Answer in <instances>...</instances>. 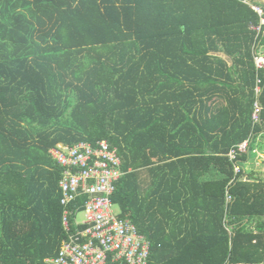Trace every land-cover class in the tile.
Returning <instances> with one entry per match:
<instances>
[{
	"label": "trees",
	"instance_id": "obj_1",
	"mask_svg": "<svg viewBox=\"0 0 264 264\" xmlns=\"http://www.w3.org/2000/svg\"><path fill=\"white\" fill-rule=\"evenodd\" d=\"M259 22L242 0H0V264L57 255L67 233L49 149L101 140L117 148L111 200L149 241L148 264L262 262L264 180L227 157L264 135Z\"/></svg>",
	"mask_w": 264,
	"mask_h": 264
},
{
	"label": "built area",
	"instance_id": "obj_2",
	"mask_svg": "<svg viewBox=\"0 0 264 264\" xmlns=\"http://www.w3.org/2000/svg\"><path fill=\"white\" fill-rule=\"evenodd\" d=\"M242 1L260 16L259 24L251 25L253 30L260 32L264 26V0ZM253 59L256 70L264 68L262 45L254 49ZM255 82L252 122L257 124L262 109L258 100L261 79L256 76ZM249 145L250 138L228 150L227 157L234 173L242 170L244 162H240V157L249 152ZM49 154L62 168L58 185L62 193L60 202L64 206L62 226L67 238L61 242L57 255L46 258L44 264H148L149 241L129 218L118 216L111 200L116 182L124 174L117 148L107 140H101L95 146L78 142L72 146L57 144L49 149ZM80 192L87 194L80 211L82 221L76 218L79 211L68 207ZM231 199L226 191V206ZM72 225L76 227L74 230ZM225 225L231 233V227Z\"/></svg>",
	"mask_w": 264,
	"mask_h": 264
},
{
	"label": "crops",
	"instance_id": "obj_3",
	"mask_svg": "<svg viewBox=\"0 0 264 264\" xmlns=\"http://www.w3.org/2000/svg\"><path fill=\"white\" fill-rule=\"evenodd\" d=\"M262 141L264 145V135H259L257 137V143H260ZM259 148L258 146L252 149L251 151L248 152L247 160L243 164V168L245 169V178L246 177H252L254 179H262L264 180V173L260 175H256L253 173V170L251 169V166L253 165L254 162H262L264 163V148L263 149H257ZM251 224V226H253ZM257 264H264V260L262 262H259Z\"/></svg>",
	"mask_w": 264,
	"mask_h": 264
},
{
	"label": "rangeland",
	"instance_id": "obj_4",
	"mask_svg": "<svg viewBox=\"0 0 264 264\" xmlns=\"http://www.w3.org/2000/svg\"><path fill=\"white\" fill-rule=\"evenodd\" d=\"M264 46V44H262ZM219 55H221L223 58H225L226 60L229 61L228 57H226L224 54L219 53ZM230 62V61H229ZM257 146L260 149L264 148V145L262 143V141H260V143L257 144ZM255 146V147H257ZM257 148V149H259ZM251 169L253 170V173L256 175H260L264 173V163L262 162H254L253 165L251 166ZM76 218L78 221H82L83 220V213L82 212H78L76 215Z\"/></svg>",
	"mask_w": 264,
	"mask_h": 264
}]
</instances>
